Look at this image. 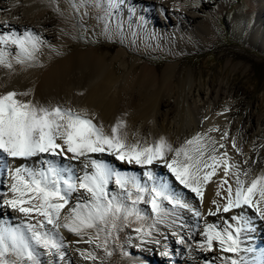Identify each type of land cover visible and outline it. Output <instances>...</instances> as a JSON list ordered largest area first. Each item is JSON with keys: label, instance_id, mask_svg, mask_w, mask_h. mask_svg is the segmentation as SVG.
Returning a JSON list of instances; mask_svg holds the SVG:
<instances>
[{"label": "bare ground", "instance_id": "6f19581e", "mask_svg": "<svg viewBox=\"0 0 264 264\" xmlns=\"http://www.w3.org/2000/svg\"><path fill=\"white\" fill-rule=\"evenodd\" d=\"M257 1L259 4L249 6V12L254 14H251V19L245 21V25H251V42L264 45V0ZM155 7L159 9L162 19L158 17ZM200 8H204L200 6V0L0 1V35L23 34L31 30L39 38L36 49H29L32 59H25L23 63H17L15 45H0L6 62L12 65L11 68L0 65V95L13 91L17 93L16 99L21 101H31L35 105L49 108L60 106L72 109L92 119L97 126H102L108 135L111 134L113 126L119 125L117 134L129 146L136 144L139 147H147L163 141L172 149L169 151L166 147L165 159L154 161L151 166L121 162L108 153L88 154L87 158L80 160H68L48 154L32 158L5 157L2 159L6 162L5 167L0 164L2 227L20 225L26 221L36 222L35 219L28 220L19 212L5 207L3 198L11 195V169L23 165L40 168L43 160L54 161L62 169L65 164L67 169L63 170L66 174L74 173L79 177L85 171V164H89L91 159H96L124 176L135 178L136 182L146 189L155 183L163 182L162 175L171 177L177 189L185 191L187 196L194 200L192 205L198 208L200 214L195 218L184 208L173 210L170 205H166L169 209V222L156 226L151 237L142 241L134 229L143 227L144 230H149L155 217L152 211H144L146 202L141 201L135 205V209L140 216L143 213L144 216H141V219L132 216L128 221L120 219L114 229L108 225L110 236L106 231H99V239H96V227L84 229L79 236L66 228H59L58 235L63 241V256L58 253L49 254L48 250L33 244L32 247L36 249V255L42 264H80L86 260L89 252L94 255L100 251L107 257L113 256L107 264H142L139 259L128 257L126 252L138 254L151 262L155 258L157 264H160V257H156V254L152 257L150 249L158 251V248H161L162 244L158 242L161 236L162 240L167 241L174 264H231L232 259L238 260L239 264H264L262 243L258 239H248L253 229L259 235L264 234V220L260 219L255 208L248 206H244L246 211L256 216H253V219L252 215L246 217L248 223L243 224L239 234V252L221 251L218 243H214L212 251L198 247V243L204 240L200 233L206 224H215L222 229L225 222L231 221L232 216L242 214L240 208L232 209L228 213L221 210L216 215H209L210 210L216 211V205L212 203L214 200L221 207L226 202L224 197L227 195V185L221 184L222 179H227L233 190L235 189L236 168H232L227 177L224 176L223 165L217 168L210 181L202 185L201 198L179 185L166 167V161L175 155L174 150L198 133L202 136L206 134V143L208 137L215 141V136L223 137L224 133H227V137L215 141V152L210 149L206 158L210 155L219 158L226 152L229 164L240 169V179L245 182V187L257 175L264 174V113L257 114L264 108V101H259L256 105L247 104L245 113L239 108L231 109L246 97L241 86H234L233 90L228 86L226 89L225 83L219 81L215 84L214 76H210L208 86L196 88L193 82L188 83V74L181 71L182 59L173 54V50L178 53L190 50L189 42L195 47H203L210 41L214 32L212 22L209 19H199ZM80 12L96 19L97 22L93 24L87 22V26L102 28L111 42L94 48L87 47L82 36L78 37L79 42H75L74 24L81 20ZM125 14L129 16L126 18ZM111 16L114 21H110ZM159 41L162 44L158 43ZM117 47H120V50L115 52ZM159 50H164L167 58L179 60L175 64L162 67L166 57L160 56ZM114 52V56H111ZM228 54L231 59L238 55L235 52ZM145 59L152 61L153 65L144 62ZM117 61L120 66L116 64ZM191 75L194 78V74ZM192 89L197 91V99H191ZM235 93L238 95L235 96ZM230 96H233V99L227 100ZM220 144H224V147L221 148ZM208 163L211 164L212 161L209 160ZM88 170H91L90 167ZM248 170L249 174L245 175ZM145 172H151L155 179L142 178L146 176ZM129 188L135 192L132 185H129ZM110 190L113 194L120 192L114 178L110 182ZM218 192L221 195H217ZM84 195L86 194L83 190L72 195L69 205L61 210V223L65 222L64 217L68 214L69 207L77 204V196ZM143 195L150 200L148 192ZM179 195L178 198H183ZM132 199H135V196ZM253 202L264 208V200L259 192L254 193ZM126 203L131 204V201ZM149 206L150 203L147 208ZM231 223L233 229L238 226L235 221ZM47 228L51 229L52 225H47ZM173 235L183 237L186 249L180 246ZM107 244L112 248L111 254H108ZM7 258L16 259L11 254Z\"/></svg>", "mask_w": 264, "mask_h": 264}, {"label": "snow or ice", "instance_id": "6c2138e0", "mask_svg": "<svg viewBox=\"0 0 264 264\" xmlns=\"http://www.w3.org/2000/svg\"><path fill=\"white\" fill-rule=\"evenodd\" d=\"M39 43L31 30L23 34L4 33L0 35V45H15L17 48V63H23L25 59H32V52ZM0 65L11 68L10 62H6L3 50H0ZM27 95V93H22ZM17 93L9 91L0 95V159L10 157L32 158L43 154L56 157L60 156L68 160H80L87 158L88 154L113 155L116 160L128 164L151 166L154 161L165 159V148L171 151V146L163 141L154 145L139 147L124 143L118 136V126L111 129V134H105L102 126H97L93 120L87 118L72 109L43 107L33 104L31 101L16 99ZM215 130V129H213ZM206 134H197L185 141V144L176 148L175 155L166 161V167L179 185L197 197L202 198V185L208 183L216 174V169L223 165L224 176L227 177L232 168H236L235 189L222 179L221 184L227 185L225 203L222 207L216 205V211L210 210L209 215L221 212L228 213L232 209H240L244 206L255 208L260 219L264 220V208L258 207L253 202V195L259 192L264 200V174L257 175L245 187V182L240 179V169L228 162L227 153H222L218 158L215 155L207 156L211 149L215 152V141L210 137L208 143L204 142ZM227 137V133L221 139ZM223 148L224 144H220ZM235 147V141H233ZM212 163L209 164L208 161ZM247 163V162H246ZM255 163V161L253 162ZM90 167L91 170H88ZM211 168V171L207 169ZM250 170L244 174L248 175ZM150 180L155 178L151 172H145ZM11 184L10 196L3 198V205L13 212H19L28 220L35 219V223L24 222L20 225L0 227V264H42L36 255L37 247L48 250L49 254L58 253L63 256L62 238L58 235V229L63 227L69 232L81 235L84 229L96 227L98 229L96 239H99V231H106L111 235V230L117 227V221H128L135 216L141 219L135 205L141 201L150 203L154 214V224L149 230L143 227L136 228L142 241L150 238L152 230L161 224L169 222L170 205L176 208L187 209L188 205L167 191L163 183H155L146 189L138 184L133 177H127L120 172L109 168L103 161L91 159L85 164L83 175L76 177L74 173L68 175L58 167L54 161H41L40 168H29L26 165L10 170ZM115 184L120 192L113 194L110 190V182ZM78 182V186H77ZM132 188L135 189V192ZM81 190L86 194L77 196V204L68 209L64 217V223L60 222L61 210L69 205L74 193ZM148 192L150 200L143 194ZM217 195H221L220 192ZM135 196V199L132 197ZM130 200L131 204L126 203ZM197 216L200 214L197 212ZM239 222L240 226L232 228L231 222ZM244 221L240 215L232 216L231 221L225 222L222 229L215 224H206L200 233L204 240L198 243V247L212 251L214 243L220 245V250L228 253H237L240 250L239 234L242 231ZM47 225H52L51 229ZM104 225L105 227H101ZM107 239V237H106ZM91 242V240H89ZM106 242V240H105ZM178 243H184L183 237ZM100 245L98 244L97 247ZM14 255L15 260H9L8 255ZM110 254V253H108ZM94 259V257H92ZM231 264H239L236 259Z\"/></svg>", "mask_w": 264, "mask_h": 264}, {"label": "rangeland", "instance_id": "374dc122", "mask_svg": "<svg viewBox=\"0 0 264 264\" xmlns=\"http://www.w3.org/2000/svg\"><path fill=\"white\" fill-rule=\"evenodd\" d=\"M0 1L3 2L4 0ZM111 4L113 3L111 2ZM255 4H259V2L257 0H200V6L204 8L198 9V12H200L199 19H209L212 22V27L214 30V32H212L210 41L203 47H195L189 42L191 49H188V51H182L181 53H178L177 51L174 52L173 50V54H175L177 57L179 56L182 59L180 67H182V73L186 72L188 74V83L193 82L196 88L208 86L210 76H214L215 84L219 81L225 83L224 86L226 89L228 86H231L232 90L234 86H241L246 97L239 104H237V106L231 107V109L239 108L243 113L246 111L245 106L247 104L249 105L253 103L256 105L259 103V101H264V45L257 42H251V25H245V21L251 19L253 16L251 14H254L250 13L251 11L249 12L248 8L249 6H253ZM115 8H117L116 5ZM154 10L156 11L158 17L162 19L163 16H161L159 13V9L155 7ZM262 13H264V10H262ZM79 15L81 20L76 21L74 24L76 31L73 33V39L75 42H79L78 37L80 36L86 40L87 47L91 48L111 42V40L106 37L102 28L96 29L87 26V22L88 24H93L97 22L96 19H93L90 16L87 17L83 12H80ZM127 16L129 15L125 14L126 18ZM110 18H112L110 21H114L112 16ZM262 35L263 33L261 36ZM158 43L162 44L160 41ZM118 50H120V47H117L114 51L116 52ZM153 51L156 52V50H152V52ZM159 51L160 52L158 53L160 56L166 57V59L162 62V67H165L169 64H175L179 60L178 58H167L168 56L166 53H164V50ZM227 51L228 53L235 52L238 55L234 59H231V56L227 53ZM115 52L111 56H114ZM144 62L153 65V62L149 59H145ZM116 64H119V66L121 65L118 61ZM192 73L194 74V78L191 75ZM196 92L197 91H193V89L190 91L191 99H197ZM234 95L237 96L238 93H235ZM231 99H233V96H230L227 100ZM252 111L256 114L254 110ZM263 113L264 108L257 114L260 115ZM240 117L241 115L237 116L236 118L238 119ZM258 128L260 129L261 127L258 126ZM215 141H221V136H215ZM5 163V161L0 159V164L3 167H5ZM63 169H66L65 164L63 165ZM139 175L141 176V174ZM161 178H163V182H169L168 186H166L167 191L169 190L170 193L173 192L172 194H174L176 198H178V194H180L179 197H181V195L183 196V198L178 199L183 203H186L188 205L186 211L190 212L192 216L197 218L198 216L196 213L198 212V208L192 205L194 204V200L188 197L185 191L177 189L174 180H172L173 178L169 177L168 179V177H165L164 175H162ZM173 182L175 186L173 185ZM147 205L148 203L146 202L144 204V211H151V209L147 208ZM243 210L244 211L242 212L241 216H244V224H247L248 220L246 217L249 218V215H252L253 219V216L256 215L251 212H247L245 207H243ZM141 216H144V213L141 214ZM237 223L239 226V222ZM204 228L205 227H203V229ZM251 235L252 236H250L249 239H258L262 243L261 250L264 252V234L259 235L253 229ZM173 236L177 241L181 238L176 237V235ZM161 238L162 236L160 239H158V242L162 244L161 248H158V251L155 249H150V252L152 251L150 254L152 257L153 254H156V257H160V264H174L171 259V252H169L167 241H164ZM180 246H182L183 249H186V244L180 243ZM106 248L111 254V246L107 244ZM89 253L86 260L80 264H107L113 257L112 255L107 257L101 251L99 254L94 253V255L93 253ZM125 254H127L128 257L132 259L134 257L139 259L142 264H157V260H155V258H153L151 262L138 254L134 255L130 254L129 252H126ZM176 255L178 256L179 253H176ZM163 256L166 258H163ZM92 257H94V259Z\"/></svg>", "mask_w": 264, "mask_h": 264}]
</instances>
